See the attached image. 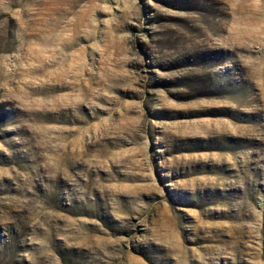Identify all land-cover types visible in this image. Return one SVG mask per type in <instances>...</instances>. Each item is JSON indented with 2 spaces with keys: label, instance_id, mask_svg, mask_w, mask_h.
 <instances>
[{
  "label": "rangeland",
  "instance_id": "374dc122",
  "mask_svg": "<svg viewBox=\"0 0 264 264\" xmlns=\"http://www.w3.org/2000/svg\"><path fill=\"white\" fill-rule=\"evenodd\" d=\"M0 264H264V0H0Z\"/></svg>",
  "mask_w": 264,
  "mask_h": 264
},
{
  "label": "trees",
  "instance_id": "16d2710c",
  "mask_svg": "<svg viewBox=\"0 0 264 264\" xmlns=\"http://www.w3.org/2000/svg\"><path fill=\"white\" fill-rule=\"evenodd\" d=\"M6 119V113L4 111V107L0 105V127L4 124Z\"/></svg>",
  "mask_w": 264,
  "mask_h": 264
}]
</instances>
